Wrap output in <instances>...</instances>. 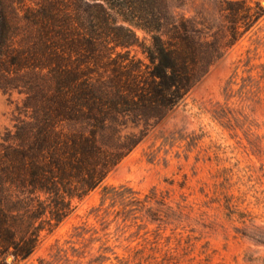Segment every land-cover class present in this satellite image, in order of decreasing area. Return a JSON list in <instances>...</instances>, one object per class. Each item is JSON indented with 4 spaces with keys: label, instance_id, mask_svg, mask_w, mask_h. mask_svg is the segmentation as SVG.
I'll return each mask as SVG.
<instances>
[{
    "label": "rangeland",
    "instance_id": "374dc122",
    "mask_svg": "<svg viewBox=\"0 0 264 264\" xmlns=\"http://www.w3.org/2000/svg\"><path fill=\"white\" fill-rule=\"evenodd\" d=\"M64 1L1 0L11 31L0 38V141L54 94L48 70L35 66L46 45L62 71L90 57L72 52L65 23L42 24V10ZM246 1L263 13L226 46L221 0H164L174 16L195 20L203 40L219 34L215 63L159 123L123 128L144 129V138L17 264H264V0ZM101 50L104 63L110 51ZM128 51L148 62L141 46Z\"/></svg>",
    "mask_w": 264,
    "mask_h": 264
},
{
    "label": "trees",
    "instance_id": "16d2710c",
    "mask_svg": "<svg viewBox=\"0 0 264 264\" xmlns=\"http://www.w3.org/2000/svg\"><path fill=\"white\" fill-rule=\"evenodd\" d=\"M221 1L230 46L263 7ZM5 14L0 0L2 39L11 31ZM41 17L42 24L69 26L77 48L72 52L90 57L62 71L56 50L50 47L49 53L46 45L48 57L35 66L48 70L54 94L42 114L21 120L0 141V264L29 258L42 233L52 232L74 209L72 202L99 187L144 138V129L123 135V128L130 122L134 127L159 123L208 74L222 47L219 34L203 40L195 20L174 16L164 0H67L63 10L44 8ZM41 17L30 18L39 24ZM137 30L149 36V44L140 41ZM135 45L148 62L130 56ZM101 49L110 51L104 63L98 59ZM86 62L94 66L83 69Z\"/></svg>",
    "mask_w": 264,
    "mask_h": 264
}]
</instances>
